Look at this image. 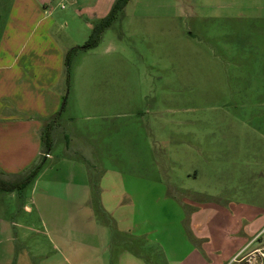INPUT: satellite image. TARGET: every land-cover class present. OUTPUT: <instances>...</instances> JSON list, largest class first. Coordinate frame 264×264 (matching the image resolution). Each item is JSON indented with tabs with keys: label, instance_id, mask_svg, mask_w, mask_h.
<instances>
[{
	"label": "rangeland",
	"instance_id": "obj_1",
	"mask_svg": "<svg viewBox=\"0 0 264 264\" xmlns=\"http://www.w3.org/2000/svg\"><path fill=\"white\" fill-rule=\"evenodd\" d=\"M106 1L75 20L54 0L53 36L82 45ZM55 88L65 108L43 165L70 153V139L95 163L160 179L170 195L180 187L179 198L264 206V0H129Z\"/></svg>",
	"mask_w": 264,
	"mask_h": 264
},
{
	"label": "crops",
	"instance_id": "obj_2",
	"mask_svg": "<svg viewBox=\"0 0 264 264\" xmlns=\"http://www.w3.org/2000/svg\"><path fill=\"white\" fill-rule=\"evenodd\" d=\"M55 1L61 8L66 1L75 20L98 3ZM113 1L105 4L111 9ZM52 2L0 0V178L6 180L19 179L43 156V126L62 104L63 88L55 84L66 71L68 44L77 41L53 36ZM65 150L71 152L43 165L23 189L0 191V264H234L264 247L262 205L208 194L179 198L180 187L170 195L158 178L95 163L70 148V139Z\"/></svg>",
	"mask_w": 264,
	"mask_h": 264
},
{
	"label": "trees",
	"instance_id": "obj_3",
	"mask_svg": "<svg viewBox=\"0 0 264 264\" xmlns=\"http://www.w3.org/2000/svg\"><path fill=\"white\" fill-rule=\"evenodd\" d=\"M128 1L129 0H115L109 12L103 18L96 21L92 25L91 32L87 40L82 45L70 47L66 51L64 62H65V68L67 72H69L73 57L76 53H78L79 51L94 48L99 44L103 32L110 26L112 21L115 19L116 15L123 10V8L125 7ZM65 101L66 99L63 100L60 109L43 126V129L41 132V139H42L43 149H44L43 156L30 170L24 173L19 179L6 180L3 178H0V191H14V190L19 191L23 189L27 184H29L30 181L39 172V170L43 166L45 159H46L45 153H47L51 147V131L53 127L58 124L57 120H58L59 114L65 108Z\"/></svg>",
	"mask_w": 264,
	"mask_h": 264
},
{
	"label": "built area",
	"instance_id": "obj_4",
	"mask_svg": "<svg viewBox=\"0 0 264 264\" xmlns=\"http://www.w3.org/2000/svg\"><path fill=\"white\" fill-rule=\"evenodd\" d=\"M49 154L48 153H45V156H48ZM260 254L264 257V247L262 249H260ZM245 255H240V256H237L234 258L233 260V263H237V264H243V263H240L241 260L244 258Z\"/></svg>",
	"mask_w": 264,
	"mask_h": 264
}]
</instances>
